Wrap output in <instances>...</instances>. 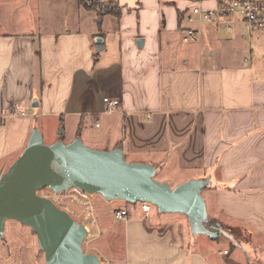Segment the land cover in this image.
<instances>
[{
    "label": "crops",
    "instance_id": "1",
    "mask_svg": "<svg viewBox=\"0 0 264 264\" xmlns=\"http://www.w3.org/2000/svg\"><path fill=\"white\" fill-rule=\"evenodd\" d=\"M194 2L218 4L117 0L120 14L98 18L80 0H0V177L38 128L46 144L121 147L163 183L209 181L208 215L227 236H195L185 215L150 219L136 208L121 222L98 205L96 246L110 264H264V51L248 57L239 29L225 38L209 27L185 43ZM16 105L25 116H12ZM6 223L0 264H45L32 229Z\"/></svg>",
    "mask_w": 264,
    "mask_h": 264
},
{
    "label": "water",
    "instance_id": "2",
    "mask_svg": "<svg viewBox=\"0 0 264 264\" xmlns=\"http://www.w3.org/2000/svg\"><path fill=\"white\" fill-rule=\"evenodd\" d=\"M98 50L104 41L96 38ZM144 40L137 39L142 48ZM18 159L0 177V238H4L8 221H16L32 229L38 237L45 264H101L95 253L83 251L88 232L38 192L50 188L64 192L80 188L106 201L130 204L148 203L160 214L185 215L193 235L211 239L228 235L221 224L209 217L201 192L209 184L198 179L172 188L156 180L157 167L125 160L124 150H97L84 144L81 137L71 143L59 140L46 144L38 128Z\"/></svg>",
    "mask_w": 264,
    "mask_h": 264
},
{
    "label": "built area",
    "instance_id": "3",
    "mask_svg": "<svg viewBox=\"0 0 264 264\" xmlns=\"http://www.w3.org/2000/svg\"><path fill=\"white\" fill-rule=\"evenodd\" d=\"M240 26L245 27L252 36L254 34L264 36V0H218V4L212 8H204L201 3L194 2L191 9L182 16L181 36L185 43H201L208 27L231 35ZM119 105V100L109 101L106 113L116 114ZM12 116L23 117L25 112L16 105ZM7 117L8 115L0 116V128ZM37 192L39 196L50 199L56 207L67 212L74 221L82 223L87 229L88 236L92 231H96L95 238L89 236L83 243V251L95 254L97 251L91 248V244L101 236L100 221L97 216L98 208L95 203L98 195H91L80 188L55 192L48 187ZM139 205H141L144 217L149 218L155 206L141 202L135 206ZM128 216L129 209L124 208V210H118L114 218L124 222L127 221ZM99 257L101 264H110L104 256Z\"/></svg>",
    "mask_w": 264,
    "mask_h": 264
},
{
    "label": "rangeland",
    "instance_id": "4",
    "mask_svg": "<svg viewBox=\"0 0 264 264\" xmlns=\"http://www.w3.org/2000/svg\"><path fill=\"white\" fill-rule=\"evenodd\" d=\"M57 20V19H56ZM209 28V27H208ZM83 29H86V27L84 26V28ZM238 33L237 34H240L239 32H241L242 34H244L246 37H248L247 38V40H245V41H243V42H241V50L244 52H248L247 54V56L248 57H251V49L252 50H258L259 48L260 49H262L263 51H264V36H262V35H258V34H256V35H253V37L249 34V32L247 31V29L245 28V27H243V26H240V27H238ZM213 30V29H212ZM210 28L207 30V32L206 33H208V31H212ZM62 31V30H61ZM84 31V30H83ZM181 35V34H180ZM219 35H221L222 37H227V36H233V35H226V33L225 32H219ZM181 39H182V37H180ZM243 40V39H242ZM205 46H207V47H204L206 50H208L207 48H208V46H209V42L208 41H206L205 42ZM219 47V48H218ZM221 47L222 46H212V48H211V50H213V51H215L216 49L218 50V49H221ZM210 50V49H209ZM208 50V51H209ZM210 50V51H211ZM215 52H217V57L218 58H220L221 56L223 57V54L225 53L224 51H221V52H219V51H215ZM95 149V148H94ZM99 150V149H98ZM156 180L157 181H159V182H161L162 180H161V178H159V176H156ZM165 183H167V182H165ZM167 184H169L172 188H175L176 187V185H174V183H170V182H168ZM201 194H202V192H201ZM95 203H96V206H100V209L101 210H103V211H105L106 212V210L107 211H109V214L108 215H110V214H112V215H115V213L118 211V210H124V208H127V209H132V208H136L137 209V211H140L141 213H142V211H141V205H139V206H135L134 204H130V203H127V202H121V201H106L102 196H100V195H98L97 196V198H96V200H95ZM153 214L151 215V217H150V219H154V217H156V216H158L157 214H159V212L157 211V209H156V207H154V209H153V212H152ZM142 216H143V214H142ZM234 232H235V234H239V231H237V230H233ZM95 235H96V231H92V233H90V238H95ZM94 248V251L96 250L97 252H96V254H98V252H100V250H98V247L96 246V241L93 243V244H91V248ZM92 248V249H93ZM92 249H90L91 251H92ZM88 253H90V252H88ZM43 256H44V259H45V255H44V253L42 254ZM99 255V254H98ZM100 256V255H99Z\"/></svg>",
    "mask_w": 264,
    "mask_h": 264
},
{
    "label": "trees",
    "instance_id": "5",
    "mask_svg": "<svg viewBox=\"0 0 264 264\" xmlns=\"http://www.w3.org/2000/svg\"><path fill=\"white\" fill-rule=\"evenodd\" d=\"M80 4L87 11H95L98 15V18H102L107 14L118 15L121 13L117 0H80Z\"/></svg>",
    "mask_w": 264,
    "mask_h": 264
}]
</instances>
